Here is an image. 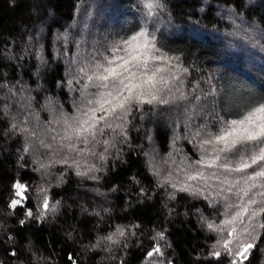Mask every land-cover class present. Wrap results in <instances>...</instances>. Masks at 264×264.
<instances>
[{
	"label": "trees",
	"instance_id": "1",
	"mask_svg": "<svg viewBox=\"0 0 264 264\" xmlns=\"http://www.w3.org/2000/svg\"><path fill=\"white\" fill-rule=\"evenodd\" d=\"M108 1L101 13L111 18L112 30L83 40V55L94 64L114 42L146 26L157 54L167 59L161 75L168 79L171 68H179L187 101L202 106L205 116L173 133L154 113L161 105L134 106L104 127L106 158H95L97 169L90 170L86 160L96 142L66 137L71 118L80 116L85 87L96 88L90 70L72 80L67 62L83 32L78 11L93 1L0 0V264H71L70 254L76 264H217L209 256L217 233L206 221L220 224L224 207L210 203L217 188L187 181L201 169L196 161L214 155L193 132L214 134L264 98V54L259 67L234 58L229 22L218 14L229 9L264 30V0H159L151 13L145 0ZM90 12L95 17V9ZM17 181L27 186L28 199L13 209ZM186 183L201 186V193L180 191ZM29 210L32 216L25 215ZM259 231L245 264H264ZM154 247L160 253L147 256Z\"/></svg>",
	"mask_w": 264,
	"mask_h": 264
},
{
	"label": "snow or ice",
	"instance_id": "2",
	"mask_svg": "<svg viewBox=\"0 0 264 264\" xmlns=\"http://www.w3.org/2000/svg\"><path fill=\"white\" fill-rule=\"evenodd\" d=\"M159 6V0H145V8L149 13ZM155 39V34L142 26L94 58L88 81L96 91L88 92L85 87L81 100L83 108L77 107L80 116L69 125L71 136L66 139L75 137L83 143L95 141L97 134L103 133L104 127L111 128V121L121 120L132 107L170 103L169 99L157 94L162 91L157 87L159 83L167 85V81L159 76L164 69L150 67L156 61L163 60L157 55L159 49ZM197 135H201V132H197ZM203 144L211 146L214 155L196 163L201 165V169L213 171L205 175L203 170L196 169L195 174L187 176V181H201L206 188H217L210 203L215 206L222 202V215L225 217L220 224L206 221L207 228L217 233L216 243L209 256L217 264H223L225 256L230 258L229 264H245L262 235L259 230L264 229V98L247 107L238 119L225 121L210 138L203 140ZM210 180H215L216 184H210ZM12 188L13 198L9 207L15 209L28 199L29 190L19 181ZM192 188L195 189L193 195L202 191L201 186L190 183L179 190L189 191ZM257 189L259 191H254ZM42 207L48 210L47 199ZM25 215L32 216L33 213L29 210ZM159 235L163 237L162 233ZM160 251L159 247H154L147 256L151 257ZM68 260L76 264L71 254Z\"/></svg>",
	"mask_w": 264,
	"mask_h": 264
},
{
	"label": "rangeland",
	"instance_id": "3",
	"mask_svg": "<svg viewBox=\"0 0 264 264\" xmlns=\"http://www.w3.org/2000/svg\"><path fill=\"white\" fill-rule=\"evenodd\" d=\"M91 1H93L92 4L84 3L83 5H81L78 11V17H77L78 20L76 21V23L81 22V24H83V26L79 28V30L83 32L80 35L81 37H79L76 40L74 44V47L76 46V48L72 50L70 58L67 62V68L69 70V73L72 75L71 76L72 80H74L75 77L79 78L82 75H85L86 74L85 71H89L91 69L90 68L91 64H93V62L90 61L91 59L87 57L86 54L83 55L84 52L82 50L84 49L81 50V48H79L78 46L82 43L83 40H87L91 36L94 38V36H96L94 33L97 32L101 33V31L103 30L102 32L106 34L108 31L111 32L113 27V22L111 21L109 15L103 17L101 13V11L104 10V8L107 9L110 1L108 0H91ZM104 1L107 3V5L104 4ZM92 9H95L96 11L95 17L92 16V13L90 12V10ZM87 11L89 12L87 13ZM218 14L222 18L226 19L227 22H229L231 28L228 37L229 40L231 41L229 43H231L233 46L231 47L229 46L228 49L232 51L233 54L231 52L230 54L234 58H238L239 56H241V58H244L245 61L248 60H249L248 62L254 61V65L259 67L260 65L258 64V58L259 57L261 58V56H263L262 54H264V30H262L263 28L258 26L257 21H252V22L246 21L243 17L237 15L236 13H234L229 9L220 8L218 10ZM100 17H103L104 20ZM71 27L74 29L75 25L70 26L69 29H71ZM96 43L97 42L95 39L91 40L92 48L96 47ZM240 50H242L243 52H240ZM239 53H243V55ZM157 55L163 57V60L156 61L153 65H150V67L162 68L163 67L162 65L167 62V59L161 54H157ZM82 68L85 69L84 72L81 71ZM171 69H172V75L170 74L168 79H166L164 75H161L163 71L159 73V76L163 78V81H167V85L165 86L163 82L157 85L158 88L162 89V91H160L158 95L164 96L165 98L169 99L170 103L159 104L161 106L159 107L158 110H155L154 113H156V117H161V118L164 117L165 124L167 125L169 124V126L173 127L172 129L174 133L180 126L181 127L184 126L188 121V119H190L192 122L194 117L198 116L199 119L204 117L205 115L202 114L203 112L206 111H204V108L199 104H198L199 106L193 105L194 107L189 104L187 98L190 97V93L187 86L185 87L183 81V73L179 72L178 70L179 68L177 67H172ZM169 89L171 91H169ZM177 89H179V91H177ZM181 93H183V96H181ZM74 117L71 118V122H73ZM75 119H78L77 116L75 117ZM211 134L212 133H209V131L207 132L204 131L203 135L202 134L197 135L196 131L193 132V136L197 135L196 138L202 141L199 144H203V140L206 138H210ZM94 142H96L95 144L96 148L93 147L90 154L93 156H91L90 159L86 160V166L88 165V168L92 171H95L97 169L98 166V163L96 162L97 157H99L98 160L100 163L102 160H105L106 150L104 151V149L108 145V143L103 140V137L100 133L98 134V137H96V140ZM103 143L104 145H102ZM207 149L210 152H212L211 146L210 148ZM206 159H209V157H206ZM206 170L208 172L213 171V169H206ZM254 191H259V190L257 189ZM255 198L259 199V197H255Z\"/></svg>",
	"mask_w": 264,
	"mask_h": 264
}]
</instances>
